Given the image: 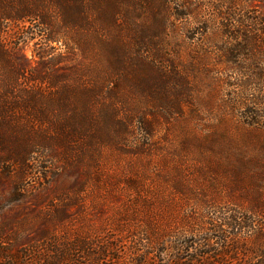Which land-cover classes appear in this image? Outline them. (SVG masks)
Instances as JSON below:
<instances>
[{
  "label": "trees",
  "instance_id": "obj_1",
  "mask_svg": "<svg viewBox=\"0 0 264 264\" xmlns=\"http://www.w3.org/2000/svg\"><path fill=\"white\" fill-rule=\"evenodd\" d=\"M171 1L0 0V184L7 189L0 194V264H264V217L254 208L264 209V0H212L219 6L212 20L225 25L229 44L218 42L209 65L227 91L224 112L242 130L240 138L228 140L239 162L232 164L252 170L262 183L248 213L210 200L216 218L192 217V226L154 241L144 229L124 236L110 220L91 232L74 228L77 219L69 209L82 205V184L73 186V198L55 190L42 214V200H36L35 212L27 204L36 194L24 182L37 170L47 177L40 165L47 154L77 176L87 151L98 153L130 133L134 116L117 108L124 92H143L165 118L181 113L191 83L182 57L159 47ZM136 2L156 5L153 22L133 31L131 12L124 9ZM123 10L138 37L132 39L118 19ZM27 23L43 28L34 56L44 60L47 51H59L46 70L33 65L25 39L11 31ZM62 50L82 59L56 68ZM141 123L149 136L155 125Z\"/></svg>",
  "mask_w": 264,
  "mask_h": 264
},
{
  "label": "rangeland",
  "instance_id": "obj_2",
  "mask_svg": "<svg viewBox=\"0 0 264 264\" xmlns=\"http://www.w3.org/2000/svg\"><path fill=\"white\" fill-rule=\"evenodd\" d=\"M171 2L172 15L166 24V34L159 38V47L163 54L181 56L183 74L189 77L191 91L186 92L181 113L165 118L143 92H124L126 99L118 100L120 105L117 108L120 114L134 116L130 133H125L123 140L120 138L116 144H109L98 153L87 151L80 166L82 173L77 176L66 172L55 155L47 154L48 158H43L40 163L47 177L37 170L24 182L32 195L36 194L27 202L32 212L36 210V200L44 202L38 207L42 214L43 208L55 197V190H63L65 196L73 198L78 192L77 187L72 189L73 186L82 184V205L69 209L72 217L77 219L74 228L91 232L98 230L103 221L110 220L124 236L144 229L154 234L156 239L153 240L156 241L172 231L192 226V217L205 214L216 218L219 213L207 206L210 200H215L223 208L232 206L244 214L259 200L256 189L262 183L252 178L255 172L236 169V165L232 164L239 165V162L233 157L232 146L235 145L228 140L240 138L242 130L224 112L227 91L221 88L209 65V55L214 51L218 53V42L222 46L229 44L224 34L227 30L225 25L218 26L212 20L213 9L217 10L219 6L212 0ZM201 4L206 7L200 9ZM254 4L259 6L260 2L255 1ZM155 5L147 2L142 8L136 2L124 9L131 12L127 22L132 25L133 31L140 23L145 28L147 22H153ZM261 6L264 7V2ZM124 10L120 11L118 19L126 24V33L132 39L135 35L138 37L137 32L129 30L122 15ZM22 27L12 25L11 31H18L17 37L25 39L24 50L33 59V65L46 70L52 63L51 57L58 55L59 51H47L49 56L44 60L39 55L34 56L40 50L37 42L41 39L43 28L30 23ZM115 34L119 35L118 32ZM127 39L130 40L129 36ZM62 51L64 55L56 57V68L62 69L66 64L78 63L82 59L81 54ZM103 97L99 100L100 105L105 100ZM144 121L155 125L149 136L144 133L145 124L141 123ZM239 174L241 179L237 177ZM5 190L0 184L2 197ZM254 208L257 215L264 217V209ZM17 209L18 206L13 211Z\"/></svg>",
  "mask_w": 264,
  "mask_h": 264
}]
</instances>
